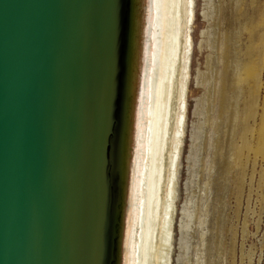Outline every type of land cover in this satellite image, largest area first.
<instances>
[{
	"label": "water",
	"instance_id": "95a60500",
	"mask_svg": "<svg viewBox=\"0 0 264 264\" xmlns=\"http://www.w3.org/2000/svg\"><path fill=\"white\" fill-rule=\"evenodd\" d=\"M147 29L148 0H0V264L127 263Z\"/></svg>",
	"mask_w": 264,
	"mask_h": 264
},
{
	"label": "rangeland",
	"instance_id": "374dc122",
	"mask_svg": "<svg viewBox=\"0 0 264 264\" xmlns=\"http://www.w3.org/2000/svg\"><path fill=\"white\" fill-rule=\"evenodd\" d=\"M214 1L208 7L206 0H190L171 264H232L231 244L234 264H264V0ZM223 96L235 104L225 126ZM188 213L190 229L181 228ZM180 236L188 238L183 261ZM220 240L222 252L207 251Z\"/></svg>",
	"mask_w": 264,
	"mask_h": 264
},
{
	"label": "bare ground",
	"instance_id": "6f19581e",
	"mask_svg": "<svg viewBox=\"0 0 264 264\" xmlns=\"http://www.w3.org/2000/svg\"><path fill=\"white\" fill-rule=\"evenodd\" d=\"M206 3L209 7L215 1L206 0ZM189 8L190 0H148L146 66L132 176L126 264L172 262L176 224L173 176L183 139L181 122L188 91V33L192 18ZM201 84L195 79V85ZM206 97L212 98L210 89ZM234 105L232 98L222 97L224 126L231 121ZM196 108L200 110L198 105ZM193 135L198 138L196 131ZM219 154L220 150L216 152ZM192 220L188 213L187 221L180 223L181 228L190 229ZM180 237L178 259L182 260L188 238ZM223 244L222 240L215 241L206 248L209 252L213 247L220 253ZM229 248L234 264V245ZM204 264L208 263L204 261Z\"/></svg>",
	"mask_w": 264,
	"mask_h": 264
},
{
	"label": "snow or ice",
	"instance_id": "6c2138e0",
	"mask_svg": "<svg viewBox=\"0 0 264 264\" xmlns=\"http://www.w3.org/2000/svg\"><path fill=\"white\" fill-rule=\"evenodd\" d=\"M118 66V64H117ZM113 111L115 112V100L113 101ZM94 243L97 252L104 249V214L101 212L97 215L94 227Z\"/></svg>",
	"mask_w": 264,
	"mask_h": 264
}]
</instances>
